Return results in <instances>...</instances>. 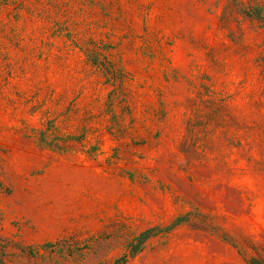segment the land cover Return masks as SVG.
<instances>
[{
    "label": "rangeland",
    "instance_id": "1",
    "mask_svg": "<svg viewBox=\"0 0 264 264\" xmlns=\"http://www.w3.org/2000/svg\"><path fill=\"white\" fill-rule=\"evenodd\" d=\"M0 264H264V0H0Z\"/></svg>",
    "mask_w": 264,
    "mask_h": 264
},
{
    "label": "trees",
    "instance_id": "2",
    "mask_svg": "<svg viewBox=\"0 0 264 264\" xmlns=\"http://www.w3.org/2000/svg\"><path fill=\"white\" fill-rule=\"evenodd\" d=\"M154 232V228H149L143 232H141L137 238L140 242H142L144 239H146L151 233Z\"/></svg>",
    "mask_w": 264,
    "mask_h": 264
}]
</instances>
